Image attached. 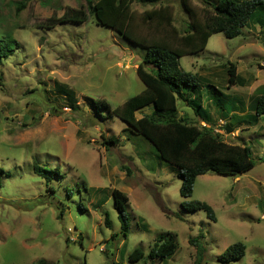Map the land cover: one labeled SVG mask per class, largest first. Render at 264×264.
Here are the masks:
<instances>
[{"label": "rangeland", "instance_id": "374dc122", "mask_svg": "<svg viewBox=\"0 0 264 264\" xmlns=\"http://www.w3.org/2000/svg\"><path fill=\"white\" fill-rule=\"evenodd\" d=\"M216 1L190 0L196 19L202 22ZM85 3L0 0V30L17 42L0 60V264H222L218 255L236 242L245 254L227 264H264V115L256 125L241 122L223 134L229 143L251 147L252 169L237 177L199 175L191 196L181 197L177 169L159 159L150 142L129 135L113 112L144 88L135 72L144 51L91 17L45 24ZM160 4L170 5L173 25L184 32L189 17L179 0L134 1L131 9L141 13ZM257 16L263 24L253 21L234 38L212 34L201 52L179 60L196 76L218 132L225 120L211 100L233 104L230 113L243 117L264 89V15ZM138 30L161 36L153 28ZM230 65L237 81L228 87ZM207 84L219 92L208 93ZM92 102L108 103L109 111L99 114ZM177 104L179 117L204 124L185 102ZM150 113L145 107L135 115ZM34 164L49 167V179ZM112 190L128 199L123 231ZM190 200L208 203L215 218L184 211L181 204ZM162 235L174 239L176 252L149 258ZM195 237L200 254L189 243ZM136 248L144 256L132 261Z\"/></svg>", "mask_w": 264, "mask_h": 264}, {"label": "trees", "instance_id": "16d2710c", "mask_svg": "<svg viewBox=\"0 0 264 264\" xmlns=\"http://www.w3.org/2000/svg\"><path fill=\"white\" fill-rule=\"evenodd\" d=\"M134 1L153 5L162 0H86L85 7L67 8L60 17L52 16L45 24L54 26L68 22L83 23L91 17L96 25L111 29L130 45L144 51L135 71L144 88L128 97L113 112L126 125L129 135L140 136L150 142L157 151L158 158L177 169L181 179L179 187L181 197L191 196L195 179L199 175L212 172L237 177L252 169L255 162L251 147L247 144L229 143L223 139V134L234 131L241 122L248 125H256L259 122L264 115V89L254 100L253 113L243 117L230 113L233 104L228 107L217 100H211L221 118L225 120L221 126L223 133L218 132L213 127L210 111L203 105L202 95L198 93L200 84L196 76L182 70L179 60L184 55H196L201 52L212 34L223 33L227 38H234L241 33L243 27L253 21L263 24L257 14L264 15V1L217 0L212 4V11L210 13L207 11L201 22L196 19L190 0H179L189 17V22L182 33L173 25L170 5L160 4L157 8L136 13L131 9ZM138 27L153 28L161 36L143 35ZM16 45L17 42L11 37L10 32L0 30V60L11 55ZM227 76L228 87L235 85L237 74L234 65L228 67ZM206 86L208 93L219 92L213 85ZM65 92L69 93L66 90ZM179 100L185 102L204 124L195 125L179 117L177 104ZM92 104L99 114L100 112L107 114L110 108L108 103L104 102ZM145 107H151V113L136 117V111ZM109 141L115 142V139L110 138ZM259 159L264 164V157ZM34 169L46 179L52 174L51 169L46 166L34 164ZM111 194L121 229L126 230L129 227L125 213L128 199L119 190H112ZM181 206L184 211L202 210L207 218H215L212 207L206 202L190 200ZM198 241L197 237L189 240V243L195 246L196 254H200L202 250ZM176 249L174 239L172 237L167 239L162 235L151 249L149 258H166L173 255ZM244 254L245 245L236 242L228 245L218 255L217 260L227 264L242 258ZM143 256V251L136 248L129 258L135 261Z\"/></svg>", "mask_w": 264, "mask_h": 264}]
</instances>
